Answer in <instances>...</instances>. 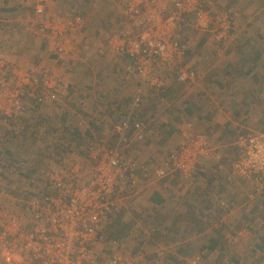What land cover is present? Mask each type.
Masks as SVG:
<instances>
[{
    "label": "rangeland",
    "instance_id": "1",
    "mask_svg": "<svg viewBox=\"0 0 264 264\" xmlns=\"http://www.w3.org/2000/svg\"><path fill=\"white\" fill-rule=\"evenodd\" d=\"M54 1L51 0V3H48L50 5L46 8V18L60 20L64 23L73 16H79L82 19L81 24L75 26L72 31V49L69 55L59 58L53 52L54 42L52 40L46 39L47 37H35L30 30H23L24 33L21 35L24 38L19 37V45L14 51L6 48L0 49V59L3 62L26 67L35 75L42 73L56 75L63 85H67V93L60 96L57 102H46L39 105L35 101V94L30 91L29 95L26 94V97L23 98L24 111L19 116L8 121L0 116V170L3 172L2 177L0 176V188L2 187L5 191L4 194L0 191V203L10 207L13 211H18L20 215L24 214V206L31 193L42 187L46 173L49 171L65 172L70 167L79 166L81 173L78 179L86 180L90 165L88 158L90 149L96 145L114 146L116 138L113 136V127L123 118L138 119L145 124L144 141H134L128 135L127 141L121 144L120 148H125V158H135L137 163L150 173L175 150L182 138L180 135H178L179 137L176 135V133H180L176 125L183 126V122H189L194 111L192 100L188 101V97H185L182 91L179 92L180 89L171 88L176 91L173 96L169 88L166 90V87L174 84V74L157 67L153 71L156 76H162L165 79L164 88L150 91L143 87L140 93V105H133L136 93L141 90L138 79L123 71L125 62L123 58L105 52L102 47L108 37L123 26L125 8L123 0H115L116 5L111 9H100L99 17L102 16L105 23L107 21L110 32L104 41L96 44L98 58L108 55L110 59L106 66L97 64L94 67L95 75L99 73L95 80L101 83H95L96 87L93 86V89L90 84V81L93 82V77L85 79L84 73H81L84 67L78 70L77 75L73 74L75 67H79V64L73 63V61H77L78 57L82 58L77 54L80 44L76 42L78 40L74 36L84 33V29L90 23L85 19L80 8L86 9L90 3L79 0L80 3H77V0ZM160 2L163 3V0L159 1L158 5ZM201 2L209 7V10L227 11L235 28L232 36L224 43L226 47L223 45L219 49L224 51L225 56L232 53L229 61L231 60L234 65V72L243 76L242 79L232 75L228 76L226 72L220 70L226 80V85L227 83L234 84V87H237L235 84L239 85L236 91L232 88L224 91L237 92L238 99L235 98L236 94L233 95L234 103L227 106H233L236 110L230 112L224 108L222 112H216L214 106H211L210 110L207 108L209 111L206 114L198 116L203 119L208 114L213 115L209 119L212 123L211 127L214 129L211 134L214 135V144L218 143L220 147H214V144L211 143L210 146L213 148L214 154L220 155L221 160L220 164H216L212 158L203 160L202 162L206 164L205 169L209 164L212 170L207 168L205 175L199 176V180L194 185L191 184L190 188L185 189L183 186L181 199L174 195L169 197L171 190L168 186H163L166 181L152 183L149 179L143 181L142 188L135 195L117 193L118 199L114 203L104 232L108 238L119 243L122 256L130 264H168L171 259L169 252L174 253L170 264H215L216 262L218 264H264V190L260 192L255 189L256 186L242 183L229 184L225 180V175L229 170L228 162L232 156L233 143L239 131L247 129L259 133L264 132V0H225V2L224 0L222 2L220 0L218 2L216 0H207V2L201 0ZM28 5L27 2L24 8H20L21 14L24 16H22L23 19L21 18L24 29L28 28L29 24L44 20L37 17L33 7ZM164 7L163 4L159 6V9L162 12H168V5L166 8ZM4 14L5 12L0 9V15L4 16ZM2 19L4 18L0 17V39L6 44L7 38H3L7 35L11 36V29H7L9 23H4ZM64 23L61 24L64 25ZM20 26V24L14 26L16 32L20 30ZM187 30L191 32L190 35H186V30L185 33L183 30L178 35L185 42L188 50L190 45L198 44L201 33H195L191 28ZM2 32L6 33L2 34ZM47 34H49L48 31ZM31 37L36 38L35 44ZM97 37L100 36L97 35ZM25 38L27 42L24 43ZM45 43L51 48V52ZM6 47L9 48V46ZM3 51L5 54L2 53ZM49 52L55 56H50ZM256 52H258L257 57ZM73 54L76 58L72 57ZM194 57L193 55L192 58ZM188 61L184 66L186 69L192 67L191 62ZM202 71L204 70L201 69ZM251 73L254 78L250 77V82L254 83L253 88H248L250 85L245 86L247 84L245 80ZM61 75H64L63 78ZM72 79L76 80L73 88H71ZM104 87L108 96L112 95L113 100L116 96L117 99L119 98L118 100L127 99V112H115L114 108L112 110L107 106L103 108L104 112L106 111L103 115L93 113L99 117L96 118L99 130L91 129V135L85 133V130L76 132L78 135L74 134L72 117H77L76 122L81 119L84 124L94 122L89 119L90 114L88 113L91 109L83 107L82 103L77 105L76 103L79 101L75 103L69 97L70 93L80 94L82 98L84 92L93 91L96 93V91H100L98 89H104ZM121 92L125 96L120 94ZM205 93L210 97L209 91ZM196 95L197 97L201 96V101H208L207 97L203 98L206 96L204 93L197 92ZM246 100L250 102L249 107V103H245ZM209 101L210 105L214 104L212 97ZM108 109L112 112H108ZM195 116L197 117V115ZM170 117L177 120H172L171 124L174 127L175 135L173 131V135L168 136L165 133L168 131L166 130L167 124L163 119ZM201 129L203 128L201 127ZM198 133L210 135L207 131ZM174 140H176L175 148L173 145L171 146ZM127 150L128 152H126ZM199 166L201 165L198 164ZM218 175L221 176L218 178ZM175 178L179 179L173 175V180ZM156 186H163L161 189L170 199L169 203L162 205L150 203L149 197L154 193H159ZM221 200L225 202L226 206H219ZM182 203L185 204L181 205ZM208 207H210V212ZM151 214L161 217L157 223L158 226L151 227V225L147 226L143 223L145 218H149L148 215ZM182 215L188 221H195L193 225L195 228L191 227L192 232L187 231L183 226ZM165 222L169 225L172 222L179 224L182 229L178 230V234L171 236L176 237L175 241H172L171 237L163 235L159 243L154 245L152 235H155L157 229H167ZM209 239L216 240L218 245L208 253L211 255L206 257L205 252L208 250L205 248L210 243ZM175 248H181L183 252L180 253L181 251ZM167 255H169V260H166Z\"/></svg>",
    "mask_w": 264,
    "mask_h": 264
},
{
    "label": "built area",
    "instance_id": "2",
    "mask_svg": "<svg viewBox=\"0 0 264 264\" xmlns=\"http://www.w3.org/2000/svg\"><path fill=\"white\" fill-rule=\"evenodd\" d=\"M50 1L33 0V11L44 20L29 24L27 30L35 37L52 40L53 52L61 58L70 54L72 31L82 19L73 16L64 23L46 18ZM159 1L123 0V26L102 46L105 52L123 58V71L138 79L141 90L135 95L134 106L141 103L143 87L160 90L165 86V79L154 74L156 67L173 73L178 83L194 80L192 70L181 66L187 47L179 33L191 28L220 40L232 26L227 11L206 9L201 0H170L168 12L159 9ZM30 91L42 105L66 94L67 85L56 75H35L26 67L0 59V116L5 121L24 111L23 98ZM113 130L117 138L114 148L96 145L90 149L86 180L78 179L79 166L65 172L52 170L46 173L42 187L27 199L23 215L0 203V264H130L119 243L104 232L117 193L135 195L148 179L152 183L173 175L193 179L195 174L205 173L202 161L209 158L220 164V155L214 154L206 134L183 132L175 150L149 173L135 158H125V148H120L128 135L134 141H144L145 124L125 118ZM231 155L226 182L264 190V132L239 131ZM0 191L5 192L2 187ZM219 206L226 204L221 200Z\"/></svg>",
    "mask_w": 264,
    "mask_h": 264
},
{
    "label": "crops",
    "instance_id": "3",
    "mask_svg": "<svg viewBox=\"0 0 264 264\" xmlns=\"http://www.w3.org/2000/svg\"><path fill=\"white\" fill-rule=\"evenodd\" d=\"M55 1H57V0H55ZM79 1L85 2V3L86 2L90 3V4H88L89 5L88 8H86V9L80 8L82 10V14L85 16V19L90 21V23L88 22L90 25L87 24V27L84 29V33L76 34L74 36V38L76 37V39L78 40L76 42L78 44H80L79 49L77 50V54H79L80 57H82V58H79L77 56L78 57L77 61L76 60L73 61V63L79 64V67L76 66L75 69L73 70V74L77 75L78 70L81 67H84L81 73H84L85 79H90L91 77H93V79H92L93 82L90 81V84H92V87H93V86H95V83H101V82L95 80V77L99 73L97 75H95L94 67L97 64H103L104 66H106V64L110 61V59L108 58L109 57L108 55L107 56H103V55L100 56L99 55L102 58H98V55L96 54V49H97L96 44L102 40L104 41L105 38L110 33L108 31L109 24L107 23V21L105 23V21L102 19V16L99 17L100 16L99 13H101L100 9H104V8H106V9L110 8L111 9V7L116 5V4L114 3L115 0H83V1L79 0ZM79 1L77 0V3H80ZM218 1L216 0V2H218ZM222 1L223 0H220V2H222ZM27 2L29 4L28 6L32 7L33 0H0V9L3 12H5V14H4L5 17L1 16V15H0V17L4 18V19H2L4 23H7V24L9 23V25H8L9 28H7V29H11V31H10L11 36L8 37V35H7L6 37L3 38V39L7 38L6 44L1 42V39H0V49L6 48V49H9L11 51H14L16 46L19 45L18 44V42H20L19 37L21 39L24 38V37H22L21 33H24L23 30H27V28L24 29L22 27V22H23L22 16L23 15L21 14L20 8H24L25 3H27ZM206 2H207V0H206ZM224 2H225V0H224ZM169 3H170V0H163V3L160 2L159 6H162L164 4V6H165L164 8H166L167 5L169 7ZM49 5H47V7ZM204 7L209 9V7H207L205 5H204ZM87 20H86V22H87ZM18 24H20L21 26H20V30H17V32H16L14 26H16ZM4 26H6V25H4ZM192 31L195 33H201L202 34V35L199 34L200 38L197 42L198 44L197 45L195 44L196 47H195V45L194 46L190 45V47L187 50V52L192 53V56L193 55L195 56L194 58H192V56H191L192 59H190L188 61V62H191L192 67L190 69L192 70L195 78H194V80L189 81L185 84H178L174 81V84L171 85L170 87H166V90H167V88H169V90L171 91L172 96H173V93L176 91L171 89V88L180 89L179 92L182 91V93H184V96L188 97V101H189V99L192 100V108L194 110L193 114H192L189 122H187V123L183 122V126L176 125V128H178L180 130V133H176L177 137H179L178 135H180V138H181L183 132L198 133V132H202V131H207L208 133H210V135L206 134L207 137L210 139V143L214 144L215 143L214 135L211 134L214 131V129L211 127L212 126L211 121H209L210 117H212L213 115L208 114V115H206V117L204 116L203 119H201V117H198V116H201L202 114H206L210 110L211 106H214V109H216V112H222V110L224 108L228 109L230 112L236 110V109H234L233 106H229V107H227V106L230 105L231 103H234V100L232 97L233 95L236 94L235 98L238 99L237 92L234 93L232 91H228V92H224V91L227 90L228 88H232L233 90L236 91L239 88V85L235 84V86H237V87H234V84L230 85L229 83H227V85H226V80L221 75L220 70H222V72H226L228 76L232 75V76H235L236 78L238 77L240 79H242L243 76H239V74L236 71L234 72V65L232 64L231 60L229 61V58L231 59L232 53L225 56L223 50L219 49V47H214L212 45V41H211L212 38H210L211 36H209V35H211V33L205 32V31L199 32L198 30H192ZM74 32H76V31H74ZM4 33H6V32H2V34H4ZM184 33H185V30H184ZM7 34H8V31H7ZM188 34L190 35L191 32L186 29V35H188ZM97 35L100 36L101 38L100 37L98 38ZM30 39H28L29 42H30ZM203 39L205 40L204 42H203ZM32 41H33V43H34V41L36 42V38L33 37ZM23 42L24 43L27 42V39L25 38ZM45 45H46V47H48V45L46 43H45ZM74 45H75V41H74ZM6 46H9V48ZM48 49L51 52V48L48 47ZM93 49H95V50H93ZM212 50H214V51H212ZM75 51H74V53H75ZM50 52H49L50 56H53L54 54H52ZM2 53L5 54V51H3ZM24 57H25V55H24ZM72 57H75L74 54L72 55ZM72 57H70V58H72ZM228 62H230V63H228ZM186 63L187 62H183V64L181 66H185ZM201 69H203L204 71L201 72ZM63 76L64 75H61L62 78H63ZM250 77L254 78L252 73L249 75V77L248 76L246 77L245 81L247 82V84L245 86L250 85L248 88H253L254 82H252V81L250 82V80H251ZM75 81H76L75 79L71 80V88L74 87ZM97 88H99V87H97ZM93 89H94V87H93ZM201 89H202V91H201ZM98 90H100V91H96V93H94L93 91L84 92L85 94H84V96L82 95V98H81L80 94L70 93L69 97L72 98L75 103H76V101H79L78 103H76L77 105L82 103L83 107H86V108L89 107V109H91V111L88 113V114H90L89 119H91L94 122L91 124L86 123L87 124L86 125V124H84V122L81 119H79V121L76 122L75 119H77V117H72L71 123L74 127V129H73L74 131L80 132L81 130L82 131L85 130V133H87L88 135H91V129H94V130L98 129L99 130V125H98L99 123H97V119H96L99 117H97V115H94L93 113L95 112V113H100L103 115L104 113H106V111L104 112L103 108H105L107 106L110 109L112 108V110L114 108L115 112L116 111L119 113L127 112L128 104H126L127 103L126 98L118 100L119 98L117 99L116 98L117 96H116L113 100L112 95L108 96V92L106 91L105 87H104V89H98ZM207 91L210 92V97H212L214 104L210 105V101H209L210 97H209V95H207L205 93ZM197 92H201V94L204 93L206 96H204L203 98L207 97L208 101L207 100H205V102L201 101V96L197 97V95H196ZM120 94H123V93L121 92ZM57 101H58V99L54 100V102H57ZM245 103H249L248 107L250 106L249 101L246 100ZM172 108H174V107L172 106ZM110 109H108V112L111 111ZM195 115H197V117ZM172 120L176 121L177 119L176 118L171 119V117L168 119L167 118L163 119V121L167 124L166 130H168V131H165V133H166V135L168 134V136L171 135L172 132L174 131V127L171 126V124L173 122ZM65 126H66V124H65ZM101 126L103 128V125H101ZM201 127L203 129H201ZM173 134L175 135V131L173 132ZM113 136L116 138L115 135H113ZM170 137H172V136H170ZM212 138H213V140H211ZM115 140H117V138ZM126 140H127V138H126ZM172 145L175 148L176 140H174L173 143H171V146ZM214 147H220V144H218V143L214 144ZM126 152H128V150ZM204 165H206V164L204 163ZM207 168L211 169V165H209V164L207 165V167L205 169V173H206V170H208ZM205 173L203 175H205ZM219 176H221V175H218L217 177L219 178ZM166 185L168 186L169 189H171V194L169 195V197H172L174 195V196H179V198L181 199V195L183 194V190H184L182 187H178V186L176 187L173 185V183L169 184V182L166 183ZM156 188L159 192L157 195H159L162 198L167 199L166 194L164 193V190L161 189L162 187L156 186ZM152 198H153V195L149 197V200H150V203L153 205L154 202H152ZM172 199L174 201V198H172ZM169 202H170V200H168L166 203H169ZM183 204H185V203H182L181 205H183ZM153 208H154V206H153ZM148 216H149V218H145V221L147 223L145 221L143 223L147 226L151 225V227H154L155 225L158 226L157 223L161 219V217H159V215H157V214H156V216L152 215V214L148 215ZM184 217L185 216H183V220H182L183 226L187 227V225H190V223H189L190 221H188V219L186 220V217L185 218ZM197 218H198V216H197ZM165 225L168 227L167 229H164V230L157 229L155 235L154 234L152 235V242L154 243V245H157L156 243H159L161 236L165 235L167 237H171L173 234H178V230L181 228L179 226V224H175L174 222H172L170 225L165 222ZM171 238H172V241L176 240V237H171ZM205 253H206V257H208V255H211V253L208 254L209 252H207V251ZM213 253H215V251H213ZM173 256H174V254L171 256V259H170V261H168V264L171 263ZM166 260H169V255L166 257ZM215 264H218V262H216Z\"/></svg>",
    "mask_w": 264,
    "mask_h": 264
},
{
    "label": "trees",
    "instance_id": "4",
    "mask_svg": "<svg viewBox=\"0 0 264 264\" xmlns=\"http://www.w3.org/2000/svg\"><path fill=\"white\" fill-rule=\"evenodd\" d=\"M232 2H234V1H232ZM234 30H235V28H234V25H233V23H232V26H231V29H230V33L225 37V38H223V39H220V40H217V39H211V41H212V45L214 46V47H222L223 45H224V43L225 42H227L228 40H229V38L232 36V34H233V32H234ZM216 35V34H215ZM205 39V38H204ZM203 39V42L205 41ZM191 56H192V53H190V52H186V59L184 60V62H186V61H188V60H190V58H191ZM258 56V52H256V57ZM190 81V80H189ZM189 81H187V82H189ZM176 82V81H175ZM187 82H185V83H187ZM176 83H178V82H176ZM185 83H183V84H185ZM178 84H182V83H178ZM163 88H164V86H163ZM162 88V89H163ZM148 90H150V91H156V89H152V88H150V89H148ZM161 90V89H160ZM123 119H125V118H123ZM122 119V120H123ZM128 119H130V118H128ZM133 119H131V121H132ZM121 121V120H120ZM77 131H75V133L74 134H76V135H78V133H76ZM115 145V144H114ZM108 148H114V146H109ZM175 176H177L179 179H174L173 180V176L172 177H167L165 180H163V181H166V183H168L169 182V184H171V183H173V185L174 186H178V187H182L183 188V186H185V189L186 188H190V186H192V185H194L195 184V182L197 181V180H199V176H204L203 174H201V172L200 173H197V174H195V176H194V178L193 179H188V180H182L178 175H175ZM188 183V184H187ZM192 184V185H191ZM229 184H234V183H229ZM163 186H167L166 184H164ZM162 186V187H163ZM171 190V189H170ZM158 193H154L153 194V198H152V202H154L155 204H165L168 200H170L169 198H167V199H165V198H162V197H160L159 195H157ZM155 198V199H154ZM213 209V208H212ZM208 210H209V212H210V207H208ZM222 210V209H221ZM213 211H215L214 209H213ZM190 223V225H187V227H185L186 229H187V231H191V227L192 228H195V227H193V225H194V223H195V221H193V222H189ZM192 232V231H191ZM218 242L216 241V240H214V239H212L211 241H210V243H209V245L205 248V249H207L208 250V252H211L213 249H215L216 248V246L218 245L217 244ZM180 245H182V244H180ZM176 250H179V251H181L180 253H182L183 252V250L181 249V248H175ZM221 249V248H220ZM166 254V253H165ZM168 254H170V257L174 254L173 252H169ZM168 256V255H167Z\"/></svg>",
    "mask_w": 264,
    "mask_h": 264
},
{
    "label": "clouds",
    "instance_id": "5",
    "mask_svg": "<svg viewBox=\"0 0 264 264\" xmlns=\"http://www.w3.org/2000/svg\"><path fill=\"white\" fill-rule=\"evenodd\" d=\"M232 153V152H231Z\"/></svg>",
    "mask_w": 264,
    "mask_h": 264
}]
</instances>
